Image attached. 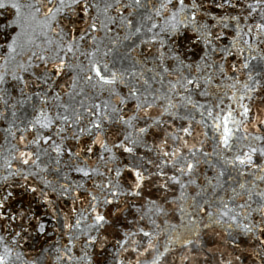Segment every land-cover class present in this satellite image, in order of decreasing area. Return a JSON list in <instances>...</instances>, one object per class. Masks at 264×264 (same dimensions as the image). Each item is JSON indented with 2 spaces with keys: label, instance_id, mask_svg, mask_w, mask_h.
<instances>
[{
  "label": "snow or ice",
  "instance_id": "obj_1",
  "mask_svg": "<svg viewBox=\"0 0 264 264\" xmlns=\"http://www.w3.org/2000/svg\"><path fill=\"white\" fill-rule=\"evenodd\" d=\"M0 10V125L15 141L0 165V264H17L50 224L56 264H93L109 243L113 264L148 253L160 264L171 245L194 244L176 235L159 251L153 217L166 206L197 237L223 236L219 264H264V0ZM146 188L159 198L145 202ZM122 205L133 217L123 232L111 219Z\"/></svg>",
  "mask_w": 264,
  "mask_h": 264
},
{
  "label": "water",
  "instance_id": "obj_2",
  "mask_svg": "<svg viewBox=\"0 0 264 264\" xmlns=\"http://www.w3.org/2000/svg\"><path fill=\"white\" fill-rule=\"evenodd\" d=\"M253 63L255 64L256 62ZM257 103L259 102L257 101ZM13 143H15V141H10V138L6 140L3 126L0 125V165L3 164V157L8 155V148L11 147ZM200 171L205 172L206 166L202 165ZM73 177H75V174H73ZM76 179H78V177H76ZM149 198H159V193L154 191L150 192L146 188L144 201L146 202ZM169 198L171 199V194H169ZM29 199L30 197L27 196L22 198L25 207ZM121 199L123 200V198ZM84 206H87V201L84 202ZM34 207L39 208V211L43 214L44 209L42 207L35 204ZM76 207L80 208L81 205L77 204ZM111 207L113 211H115V206ZM166 207H168V214L166 216L161 215L153 217L156 223L160 225V228L157 230L161 233L157 243L159 251L163 252L169 238H175L176 235H179L181 239L191 238L194 244L191 246V251L182 247L180 242L171 245V250L161 258L160 264H219V253L223 251L227 254V252L231 251V249L227 247H218L224 239L218 232L204 230L201 232L200 236L197 237L193 231V225L190 223V217L184 216L183 222L181 221L179 206L175 208L171 206ZM61 208L63 211H68L69 205L62 203ZM101 211L103 212L104 209L101 208ZM111 219L115 223L116 229L123 232L131 226L127 221H131L133 217L124 210V206L122 205L120 213L111 216ZM53 227L54 225H49L50 234L47 237L34 234L33 239L24 244L22 259L18 261L17 264H56L55 247L60 237L58 233L52 232ZM199 227L203 228V225H199ZM107 232L109 240H111L113 229L109 228ZM114 253L115 249L112 247L111 243H109L104 250H101L98 246L93 256V264H113ZM126 255H130L135 259V254L128 253ZM154 255L153 253H148L142 256L140 258L141 264H151Z\"/></svg>",
  "mask_w": 264,
  "mask_h": 264
}]
</instances>
